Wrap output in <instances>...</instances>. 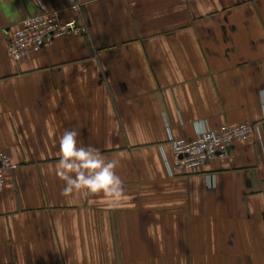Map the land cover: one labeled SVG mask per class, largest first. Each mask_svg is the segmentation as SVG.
I'll use <instances>...</instances> for the list:
<instances>
[{"label": "crops", "instance_id": "obj_1", "mask_svg": "<svg viewBox=\"0 0 264 264\" xmlns=\"http://www.w3.org/2000/svg\"><path fill=\"white\" fill-rule=\"evenodd\" d=\"M42 11L86 32L12 60ZM243 122L226 157L168 173L172 139ZM65 130L119 160L118 204L61 195ZM0 150V264H264V0H0Z\"/></svg>", "mask_w": 264, "mask_h": 264}, {"label": "built area", "instance_id": "obj_2", "mask_svg": "<svg viewBox=\"0 0 264 264\" xmlns=\"http://www.w3.org/2000/svg\"><path fill=\"white\" fill-rule=\"evenodd\" d=\"M78 7L77 4L72 5L74 10ZM85 32V27L75 21H61L57 12L42 11L21 21L11 37L7 53L12 60L20 61L52 45L57 39L79 36ZM256 129L249 122L226 124L215 129L202 128L192 139H172L175 160L172 165H167L168 173H195L206 163L226 157L236 141L249 139ZM15 168L11 156L5 150H0V189L5 184V173Z\"/></svg>", "mask_w": 264, "mask_h": 264}, {"label": "clouds", "instance_id": "obj_3", "mask_svg": "<svg viewBox=\"0 0 264 264\" xmlns=\"http://www.w3.org/2000/svg\"><path fill=\"white\" fill-rule=\"evenodd\" d=\"M77 136L75 130H65L59 140L56 175L63 182L61 195L103 194L118 204L125 194L124 183L116 172L119 160H106L97 148L78 146Z\"/></svg>", "mask_w": 264, "mask_h": 264}]
</instances>
